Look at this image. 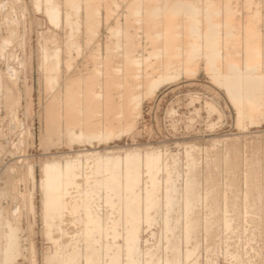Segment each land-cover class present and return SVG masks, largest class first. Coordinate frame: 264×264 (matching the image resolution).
I'll return each instance as SVG.
<instances>
[{"label": "rangeland", "instance_id": "1", "mask_svg": "<svg viewBox=\"0 0 264 264\" xmlns=\"http://www.w3.org/2000/svg\"><path fill=\"white\" fill-rule=\"evenodd\" d=\"M73 1L0 0V264H264V0L154 2L152 18H172L158 25L173 36L167 41L143 24L154 0ZM81 3L94 9L75 14ZM151 80L157 87L143 98ZM233 93L247 100V113ZM133 98L138 123L127 125L121 116Z\"/></svg>", "mask_w": 264, "mask_h": 264}, {"label": "bare ground", "instance_id": "2", "mask_svg": "<svg viewBox=\"0 0 264 264\" xmlns=\"http://www.w3.org/2000/svg\"><path fill=\"white\" fill-rule=\"evenodd\" d=\"M75 1H76V0H75ZM75 1H73V3H74ZM81 1H82V0H81ZM81 1H79V2H81ZM92 1H93V0H92ZM144 1H145V0H144ZM150 1H151V0H150ZM158 1H159V3H162V2H161L162 0H154L153 2L151 1V2H152L151 6H150V7L148 6V7L146 8L147 11H148V13H147L146 10H145L144 13H145V14L147 13L148 15H150V13H152V11L154 10V7H153V6H154V2H157V3H158ZM164 1H165V0H164ZM170 1H172V0H170ZM183 1H184V3H189V1H187V0H186L187 2H185V0H183ZM183 1H181V3H182ZM194 1L197 3L196 0H194ZM76 2H77V1H76ZM79 2H78V3H79ZM90 2H91V1L89 0V3H90ZM173 2H176V1H173ZM192 2H193V1H192ZM51 3H52V2H51ZM94 3H95V2L93 1L92 4L94 5ZM122 3H123V2H122ZM128 3H129V2H128ZM141 3H143V1H142ZM145 3H146V2H145ZM164 3H165V2H164ZM166 3H167V2H166ZM83 4H84V3H83ZM92 4H91V5H92ZM176 4H177V3H176ZM179 4H180V3H179ZM179 4H178L177 6H179ZM190 4H191V3H190ZM76 5H77V3L75 4V6H76ZM84 5H86V6L88 5L87 7H90V6H91V5L88 4V3H85ZM84 5H83V6H84ZM89 5H90V6H89ZM148 5H150V2H149ZM161 5H162V4H161ZM167 5H169V4L167 3ZM174 5H175V3H174ZM81 6H82V3H81V5H80V9H79L80 11L78 10V12H76L75 14H79V13H81V10L84 9L83 6H82V8H81ZM95 6H96V5H94V7H95ZM137 6H138V5H137ZM157 6H158V4H157ZM184 6H185V5H184ZM190 6H191V5H190ZM73 7H74V6H73ZM77 7H78V6H77ZM92 7H93V6H91V8H90L91 10L94 9V7H93V9H92ZM141 7H143V6H141ZM158 7H159V6H158ZM179 7H181V5H180ZM191 7H192V9H193V6H191ZM74 8H75V7H74ZM74 8H73V9H74ZM85 8H86V7H85ZM95 8H96V7H95ZM168 8H170V7H168ZM168 8H167V9H168ZM174 8H175V7H174ZM44 9H45V8H44ZM77 9H78V8H77ZM158 9H159V8H158ZM170 9H171V8H170ZM75 10H76V9H75ZM85 10H87V8H86ZM85 10H84V11H85ZM88 10H89V8H88ZM95 10H96V9H95ZM95 10H94V11H95ZM159 10H160V9H159ZM55 11H56V10H55ZM55 11L53 10L54 13H58L57 11H56V12H55ZM58 11H59V10H58ZM60 11H61V10H60ZM161 11H162V10H160L158 13H160ZM189 11H190V10H189ZM229 11H230V10H229ZM50 12H52V11H50ZM53 12H52V13H53ZM89 12H90V11H89ZM140 12H141V11H140ZM154 12H155V11H154ZM163 12H165V11H163ZM185 12H186V11H185ZM193 12H194V10H193ZM193 12H190V16L188 15V16H189V21H188V20L186 21V19L183 18V19L185 20V23H187V22H191V23H192V22H194V21L196 22V20H195V18H194V15H195L196 13H195L194 15H192L193 17L191 16V13H193ZM209 12H210V11H209ZM52 13H49V12H48V14H52ZM54 13H53V14H54ZM59 13L61 14V12H59ZM69 13H70V12H69ZM82 13H85V12H82ZM92 13L94 14L95 12H92ZM92 13H91V14H92ZM161 13H162V12H161ZM181 13H182V12H181ZM53 14H52V15H53ZM65 14H66V13H65ZM87 14H88V13H87ZM91 14H89V15L91 16ZM97 14H98V13H97ZM97 14H96V15H97ZM145 14H143V15H144V16H143V19H144L145 22L143 23V21H142L143 19H142V20H141V23H143V24L146 26V28L148 27L147 29H149V27H151V28L154 27V28L156 29L157 32L160 31V27H161V26H158V25H161V24L164 25L162 22H165L166 24H168V22L170 21V19H172V18L169 19V17H168L165 13L162 14V15H161V14H158V17H157V18H152V16H151L152 14L150 15L151 17L148 16V15L145 16ZM170 14H171V13H170ZM172 14H173V13H172ZM182 14H183V13H182ZM209 14L211 15V14H213V13L210 12ZM52 15H51V16H52ZM54 15H55V14H54ZM57 15H59V14H57ZM68 15H69V14H68ZM85 15H86V14H85ZM94 15H95V14H94ZM140 15H141V14H140ZM140 15H139V16H140ZM153 15H154V14H153ZM210 15H207V21L209 20V21H211V22H214L215 19H212V17H211ZM213 15H215V14H213ZM80 16L82 17V15H80ZM87 16H88V15H87ZM107 16H108V15H107ZM48 17H50V16H48ZM54 17H55V18H54ZM58 17H60V16H58ZM66 17H67V16H66ZM141 17H142V16H141ZM144 17H145V18H144ZM172 17L174 18V16H172ZM195 17H196V16H195ZM56 18H57L56 16H53V19H54V20L60 19V18H57V19H56ZM78 18H79V16L77 17V19H78ZM85 18H87V17H84L83 19L81 18V20H84ZM93 18H95V16H93ZM96 18H100V17H96ZM139 18H140V17H139ZM191 18H192V20L194 19V21H192ZM203 18H204V17H203ZM213 18H214V17H213ZM49 19H50V18H49ZM53 19H52V21H53ZM69 19H70V17H69ZM134 19H135V18H134ZM140 19H141V18H140ZM175 19H176V18H175ZM72 20H73V18H72L70 21L72 22ZM81 20H80V21L77 20L76 22H78V21L81 22ZM86 20H87V21H86ZM88 20H89V19H85L86 22H88ZM94 20H96V19H93V20L89 21V24H88V25H91L92 23L90 24V22H92V21H94ZM99 20H101V19H99ZM99 20H97L98 23H99ZM178 20H180V19H177V21H178ZM190 20H191V21H190ZM52 21L50 20V22H52ZM58 21H59V20H58ZM104 21H105V20H104ZM216 21H217V20H216ZM216 21H215V24H216ZM66 22H67V24H72V23H73V22L70 23L68 20H67ZM74 22H75V21H74ZM76 22H75V23H76ZM79 22H78L77 24H79ZM86 22H83V23H85V26H86ZM119 22H120V21H119ZM122 22H123V21H122ZM125 22H126V20H125ZM125 22H124V23H125ZM128 22H129V21H128ZM128 22H126V24H128ZM158 22H159V23H158ZM175 22H176V21H175ZM182 22H183V21H182ZM195 22L192 23L193 27L189 24V25H190V27H188L189 30H190V28H193V29H194V27L196 28ZM94 23L97 24L96 21H95ZM137 23H138V22H137ZM141 23H140V24H141ZM178 23H179V21H178ZM178 23L176 22V25H177ZM185 23H183V27H185V26H184ZM77 24H76V25H77ZM80 24H82V22H81ZM119 24H120V23H119ZM119 24H118V25H119ZM122 24H123V23H122ZM179 24H180V26H182V25H181V22H180ZM179 24H178L177 26H178V28L180 29ZM196 24H197V23H196ZM60 25H61V24H60ZM74 25H75V24H74ZM76 25H75V26H76ZM82 25L84 26V24H82ZM123 25H125V24H123ZM186 25H187V24H186ZM189 25H188V26H189ZM70 26H71V25H70ZM70 26H69V27H70ZM80 26H81V25H80ZM114 26H115V25H114ZM125 26H127V25H125ZM129 26H131V25H130V22H129ZM140 26H141V25H140ZM171 26H172V24H171ZM73 27H74V26H73ZM77 27H78V26H76V28H77ZM87 27H88V26H87ZM116 27H118V26H116ZM123 27H124V26H123ZM166 27H169V25L166 26ZM175 27H176V26H175ZM175 27H174V31H175ZM197 27H198V26H197ZM201 27H202V26H201ZM239 27H240V26H239ZM74 28H75V27H74ZM74 28H71V29H70V30L72 31L71 33H73V30H72V29H74ZM79 28H80V27H79ZM79 28H78V29H79ZM106 28H107V27H106ZM137 28L139 29V27H137ZM142 28H143V27H142ZM142 28H141V29H142ZM178 28L176 27V29H178ZM80 29H81V28H80ZM84 29H85V28H83V30H84ZM97 29H98V28H97ZM123 29H124V28H123ZM133 29H134V28H133ZM141 29H139V30H141ZM143 29H144V28H143ZM155 29H154V31H155ZM157 29H159V30H157ZM172 29H173V26H172ZM196 29H197V28H196ZM196 29H194V30H196ZM247 29H248V28H247ZM74 30L76 31V29H74ZM95 30H96V29H95ZM95 30H94V31H95ZM113 30H114V29H113ZM119 30H121V29H119ZM144 30H145V29H144ZM150 30H151V29H150ZM165 30H168V29H165ZM169 30H170V29H169ZM180 30H181V29H180ZM182 30H183V29H182ZM194 30L192 31V33L194 32ZM202 30H203V29H202ZM92 31H93V30H92ZM92 31H91V33L94 32V31H93V32H92ZM122 31H123V30H121V32H122ZM134 31L136 32V29H135ZM134 31H133V32H134ZM151 31H152V30H151ZM178 31H179V30H177L176 34L178 33ZM190 31H191V30H190ZM205 31H206V30H203V31H201V32H204L203 34L205 35ZM77 32H78V30H77ZM77 32H76L75 34H77ZM79 32H80V31H79ZM84 32H85V31H84ZM84 32H83V33H84ZM114 32H115V30H114ZM117 32H118V29H117ZM133 32H132V34H133ZM148 32H149L148 30H147V33H146V31H145V33H146L145 36L149 34ZM179 32H180V31H179ZM181 32H182V31H181ZM195 32H197V31H195ZM95 33L97 34L98 32H95ZM95 33H93V35H94ZM122 33H123V32H122ZM130 33H131V32H130ZM136 33H138V31H137ZM141 33H143V30H142V32H140V35H141ZM153 33H154V32H153ZM160 33H161V31H160ZM182 33H183V32H182ZM88 34H90V33L88 32ZM88 34L86 35V33H85L84 35L88 36ZM118 34H119V33H118ZM154 34H155V33H154ZM154 34H153V35H154ZM158 34H159V33H158ZM161 34H162V33H161ZM171 34L174 35L173 33H171ZM178 34H179V33H178ZM184 34H185V35H184L185 39L183 38V40H186V41L189 43V42H190L189 39L187 40V38H186V37H187V34H186V33H184ZM209 34H210V32H209ZM71 35H72V34H71ZM81 35H82V34H81ZM90 35H91V34H90ZM90 35H89V36H90ZM93 35H91L90 39H88V37H85V38L88 39V40H87L88 42L92 40L91 38H92ZM115 35H116V34H115ZM128 35H129V34H128ZM150 35H151V34H150ZM150 35H149V36H150ZM162 35H163L162 38H163L164 40L166 39L165 41H167V39L170 38V37H172V39H173V36H171V35H169V34H165V33H163ZM181 35H182V34H181ZM181 35H178V36H179L178 40L180 39V36H181ZM200 35H202V34L200 33ZM78 36H80V35L78 34ZM78 36H77V40H79V39H78ZM94 36H95V38H97L96 35H94ZM124 36H125V35H124ZM133 36H138V34H136V35L134 34ZM143 36H144V35H143ZM154 36H155V38H156V35H154ZM159 36H160V35H159ZM191 36H192V35H191ZM250 36H251V35H250ZM71 37H72V36H71ZM74 37H76V36L74 35ZM74 37H73V38H74ZM83 37H84V36H83ZM117 37H118V35H117ZM140 37H141V36H140ZM157 37H158V36H157ZM160 37H161V36H160ZM160 37H159V38H160ZM181 37H183V36H181ZM200 37H202V36H200ZM244 37H245V36H244ZM54 38H56V37H54ZM85 38H84V39H85ZM93 38H94V37H93ZM162 38H160V41H161ZM3 39H4V38H3ZM46 39H47V38H46ZM51 39H53L52 36H51ZM66 39H67V38H66ZM68 39H69V34H68ZM80 39H81V38H80ZM84 39H82V41H83ZM129 39H130V38L127 39L128 42H129ZM132 39H133V37H132ZM136 39H137V38H136ZM156 39H157V38H156ZM242 39H243V38H242ZM47 40H48V39H47ZM47 40H46V41H47ZM55 40H56V39L52 40V42L55 41ZM71 40H72V39H71ZM133 40H135V38H134ZM150 40H151V39H150ZM150 40H149V43H150ZM153 40H154V38H153ZM175 40H176V39H175ZM190 40L192 41V39H190ZM245 40H246V39H244L243 41H245ZM50 41H51V40H50ZM73 41H74V40H72V42H73ZM75 41H76V40H75ZM75 41H74V43H75ZM87 41H86V42H87ZM131 41H132V40H131ZM138 41H139V40H138ZM144 41H145V40H144ZM146 41H147V39H146ZM158 41H159V39H158ZM179 41L181 42L182 40L180 39ZM243 41H242V42H243ZM47 42H48V41H47ZM77 42H79V41H77ZM84 42H85V41H84ZM86 42H85V44H86ZM88 42H87V43H88ZM132 42H134V41H132ZM132 42H131V43H132ZM140 42H141V40H140L139 42H137V43H140ZM142 42H143V41H142ZM151 42H152V41H151ZM154 42H155V41H153V44L155 45L156 43H154ZM161 42H162V41H161ZM161 42H160V43H161ZM168 42H169V41H168ZM176 42H177V41H176ZM183 42H184V41H183ZM194 42H195V41H194ZM196 42H197V41H196ZM206 42H207V41H206ZM206 42H205V43H206ZM95 43H96V42H95ZM97 43H98V41H97ZM144 43H145V42H143V47H144ZM149 43H148V44H149ZM160 43L158 42V44H160ZM162 43H165V42H162ZM172 43H173V42H172ZM184 43H186V42H184ZM188 43H186V44H188ZM197 43H198V42H197ZM199 43H200V42H199ZM199 43H198V44H199ZM201 43L205 45L204 42H201ZM244 43H246V41H245ZM78 44H79V43H78ZM78 44H77V45H78ZM80 44H81V41H80ZM85 44H84V45H85ZM92 44H93V42H92ZM108 44H109V43H108ZM140 44H141V43H140ZM153 44H152V45H153ZM165 44H166V43H165ZM173 44H174V43H173ZM177 44H178V42H177ZM177 44H174L173 46L175 47V45H177ZM181 44H183V43L181 42ZM190 44H191V43H190ZM190 44H188V45H190ZM193 44H195V43H193ZM209 44H211V42H208V45H207V43H206L205 46H207V47H209V46L212 47V46L209 45ZM215 44H216V43H215ZM61 45H62V44H61ZM74 45H75V44H74ZM77 45H76L75 47H74V46H72V47L76 48ZM84 45H83V46H84ZM89 45H90V47L92 46L91 44H89ZM89 45H88V46H89ZM126 45H127V44L124 45L125 48H126L127 46H129V45H127V46H126ZM135 45H136V44H135ZM138 45H139V44H138ZM168 45H169V44H168ZM183 45H185V44H183ZM188 45H187V46H188ZM212 45H213V44H212ZM83 46H82V45H81V47L78 46V49H79V47L82 48ZM88 46H87V47H88ZM100 46H101V44H100ZM107 46H108V45H107ZM107 46H106V47H107ZM116 46H117V45H116ZM130 46H131V45H130ZM139 46H140V45H139ZM158 46H159V45H158ZM161 46H162V44H161ZM161 46H160V47H161ZM163 46H164V45H163ZM177 46H178V45H177ZM180 46H181V45H180ZM185 46H186V45H185ZM193 46H194V45H193ZM193 46H191V47H193ZM40 47H41V46H40ZM40 47H39V48H40ZM42 47H43V46H42ZM45 47H46V46H45ZM45 47H44V49H45ZM57 47H59V46H57ZM72 47H71V48H72ZM93 47H94V46H93ZM106 47H105V48H106ZM160 47H158V48H160ZM166 47L171 48L172 46L170 45V46H166ZM189 47H190V46H189ZM189 47H186V48L191 49V50L194 48V47H193V48H189ZM198 47L200 48L201 46H198ZM245 47H247V45H245ZM68 48H69V47H68ZM84 48L87 49V48L84 46L82 50H84ZM88 48H89V47H88ZM91 48H92V47H91ZM96 48H97V51H99V50H101L102 47H100L99 50H98V48H99L98 46H97ZM105 48H104V49H105ZM107 48H108V47H107ZM127 48H128V47H127ZM127 48H126V49H127ZM131 48H132V47H131ZM133 48H134V47H133ZM133 48H132V50H133V53H134V51L136 52V49H137L138 47H137V45H136V48H135V49H133ZM151 48H152V47H151ZM178 48H179L178 51L181 50L180 47H178ZM181 48H182V47H181ZM186 48H185V50H186ZM199 48H198V49H199ZM46 49H47V48H46ZM57 49H59V51H60V47L57 48ZM64 49H65V48H64ZM66 49H67V48H66ZM72 49H73V48H72ZM92 49H93V48H92ZM92 49H91V50H92ZM126 49H124V50H126ZM144 49H145V47H144ZM154 49H155V48H154ZM156 49H157V48H156ZM156 49H155V50H156ZM164 49H165V48H164ZM174 49H175V48H174ZM176 49H177V47H176ZM73 50H74V49H73ZM79 50H80V49H79ZM87 50H88V49H87ZM89 50H90V49H89ZM105 50H106V49H105ZM111 50H112V49H111ZM111 50H109V51H111ZM140 50H142V49L140 48ZM171 50H172V49H171ZM185 50H184V52H185ZM47 51H49V50H47ZM47 51H46V52H47ZM54 51H55V50H54ZM56 51L59 52L58 50H56ZM130 51H131V49H130ZM160 51H163V49L161 50V48H160ZM160 51H159V49H158V52H157V53H159ZM172 51H173V50H172ZM176 51H177V50H176ZM49 52H50V51H49ZM69 52H70V51H68L67 53H69ZM71 52L73 53V51H71ZM77 52H79V51H77ZM77 52L75 53L76 55H77ZM82 52H83V51H82ZM82 52H79V53H78L79 55H77V56H82V55H83ZM84 52H85V50H84ZM89 52H90V51H89ZM89 52H88V53H89ZM92 52H93V51H92ZM119 52H120V51H118V53H119ZM128 52H129V51H128ZM131 52H132V51H131ZM141 52H142V51H141ZM143 52H144V51H143ZM146 52H147V51H146ZM182 52H183V51L181 50V53H182ZM50 53H51V52H50ZM53 53H55V52H53ZM60 53H61V51H60ZM80 53H81V54H80ZM86 53H87V52H86ZM97 53L99 54V52H97ZM104 53H105V52H104ZM109 53H111V52H109ZM118 53H116V55H118ZM136 53H137V52H136ZM155 53H156V51H155ZM246 53H247V51H246ZM39 54H40V53H39ZM48 54H49V53H47V54L44 53L45 56L47 55V56H46V60H47V57L49 56ZM58 54H59V53H58ZM58 54H56V55H58ZM91 54H92V53H91ZM91 54H88V56H89V57H92V56H90ZM94 54H95V52H94ZM106 54H108V53H106ZM128 54H131V53H128ZM139 54H140V51H139ZM139 54H138V55H139ZM141 54H142V53H141ZM173 54H174V53H173ZM192 54H193V53H192ZM203 54H204V53H203ZM44 55H43V57H44ZM52 55H53V54H52ZM68 55H69V54H68ZM72 55H73V54H72ZM85 55H86V54H85ZM219 55H220V54H219ZM228 55H229V54H228ZM246 55H247V54H246ZM40 56H41V55H40ZM53 56L55 57V55H53ZM59 56H60V55H59ZM77 56H76V57H77ZM86 56H87V55H86ZM96 56H97V54H96ZM113 56L116 57L115 55H113ZM194 56H195V55H194ZM54 57H53V58H54ZM74 57H75V56H74ZM74 57L71 56V60H72ZM94 57H95V55H93L92 58L94 59ZM217 57H218V56H217ZM243 57H244V56H243ZM247 57H249V55H247ZM51 58H52V56H51ZM66 58H67V57H66ZM87 58H88V57H87ZM95 58H96V57H95ZM105 58H107V56H106ZM109 58H111V57H109ZM143 58H144V57H143ZM146 58H147V57H146ZM207 58H208V56H207ZM215 58H216V56H215L214 58H212V59L215 60ZM74 59H75V58H74ZM74 59H73V60H74ZM97 59H98V57H97ZM99 59H100V57H99ZM212 59H211V60H212ZM244 59H245V57H244ZM6 60H7V59H6ZM49 60H50V59H49ZM73 60H72V61H73ZM246 60H247V59H246ZM47 61H48V60H47ZM59 61H60V60H59ZM69 61H70V59L68 58V63H71V62H72V61H71V62H69ZM204 61H205V60H204ZM86 62H88V61H86ZM57 63H58V62H57ZM103 63H104V62H103ZM113 63H114V62H112L111 64H110V63H108V64H110V66H111ZM174 63H175V62H174ZM177 63H178V62H177ZM208 63H209V62H208ZM86 64H88V63H86ZM250 64H251V63H250ZM157 65H158V64H157ZM81 66H82V65H81ZM112 66H113V65H112ZM245 66H246V64H245ZM77 67H78V66H77ZM169 67H170V66H169ZM79 68H80V67H78V69H79ZM244 71H245V70H244ZM228 74H229V72H228ZM230 74H231V73H230ZM244 74H245V73H244ZM246 74H247V73H246ZM251 74H252V73H251ZM257 74H258V73H257ZM131 75H132V74H131ZM162 75H163V74H162ZM259 75H260V74H259ZM53 76H56V75H53ZM121 77H122V76H121ZM227 77H230V76L228 75V76H226V78H227ZM244 77H245V76H244ZM55 78H57V77H54V79H55ZM58 78H59V77H58ZM224 78H225V77H223V81H224ZM226 78H225V79H226ZM251 78H253V77H251ZM243 79H244V78H243ZM246 79H247V78H246ZM133 81H134V80H133ZM151 81H153V80H151ZM151 81H149V82H151ZM160 81H161V80H160ZM244 81H245V80H244ZM260 81H262V80H259V82H260ZM54 82H56V79L54 80ZM158 83H159V82H158ZM53 84H55V83H53ZM155 84H156V83H154V81H153V82H151V83H147V84L145 85V89H144L143 92H142L143 95H144V96L142 95L143 98L146 97V96H148V95H149V94L155 89V86L157 87V84H156V85H155ZM231 84H232V83H231ZM58 85H60V82L58 83ZM58 85H57V86H58ZM227 85H228V84H227ZM242 85H243V84H242ZM60 86H61V85H60ZM60 86H59V88H58L59 91H61V90H60ZM228 86H229V85H228ZM55 87H56V86H55ZM61 87H62V86H61ZM121 87H122V85H121ZM244 87H245V86H244ZM56 88H57V87H56ZM63 88H65V85H64ZM72 88H73V87H72ZM228 88H229V87H227V89H228ZM229 89H231V88H229ZM251 89H252V88H251ZM53 90H54V88H53ZM55 90H56V89H55ZM66 90H67V89H66ZM69 90H70V89H68V91H69ZM138 90H139V89H138ZM232 90H233V92H235L234 89H232ZM3 91H4V90H3ZM80 91H81V90H79V92H80ZM227 91H229V90H227ZM242 91H243V90H242ZM244 91L246 92L247 89H246V90L244 89ZM16 92H17V91H16ZM79 92H78V93H79ZM245 92L243 93V95L245 94ZM252 92H253V91H252ZM57 93H58V92H57ZM57 93H56V94H57ZM71 93H72V92H70V94H71ZM73 93H75V92H73ZM87 93H88V92H87ZM66 94H67V93H65V95H66ZM70 94H69V95H70ZM125 94H126V93H125ZM234 94H235V93H233V95H234ZM236 94H238V93H236ZM236 94H235L234 96H235V97H238V99H239L238 101L241 103L242 107L244 108L245 113H247L246 108H245L246 106L244 105V103H245L244 101H247V100H244L245 98L243 99L242 96L240 97V95L237 96ZM240 94H242V92H241ZM246 94H247V93H246ZM248 94H249V92H248ZM255 94H256V93H255ZM63 95H64V93H63ZM65 95H64V97H65ZM79 95H80V93H79ZM79 95H78V96H79ZM72 96H73V94H72ZM75 96H76V95H75ZM75 96H74V98H75ZM81 96H82V95H81ZM135 96H136V95H135ZM230 96H231V95H230ZM234 96H233V98H234V99H237V98H235ZM3 97H4V96H3ZM59 97H60V96H59ZM69 97H71V96H69ZM139 97H140V96H139ZM56 98H58V97L56 96ZM61 98H62V97H61ZM66 98H67V97H66ZM118 98H119V97H118ZM233 98H232V99H233ZM247 98H248V97H247ZM256 98H257V97H256ZM71 99H72V98H71ZM75 99H76V98H75ZM136 99H137V98H136ZM53 100H55V99H53ZM53 100H52V101L49 100L48 102H50V101L53 102ZM64 100H65V99H64ZM64 100H63V101H64ZM72 100L74 101V99H72ZM76 100H78V99H76ZM76 100H75V101H76ZM137 100H138V102L140 101L139 98H138ZM58 101H59V100H58ZM61 101H62V100H61ZM67 101H68V100H67ZM73 101L71 102V104H74V103H75V105H77L78 108H79V107H80L79 102L76 104V102L74 101V103H73ZM84 101H85V100H84ZM130 101H131V100H130ZM130 101H127L128 103H127L126 107L124 106L126 109H125V111L122 112V113H124V114H123L121 117H122V120H124V121H123L124 124L131 125L132 123H130V122H134V125H137L138 120L135 119V115H136V114L138 115L139 107L137 108V107H136L137 105H136L135 103H133V102H135V101H134V98H133V101H131L132 103H131ZM140 102H141V101H140ZM60 103H61V105H62V102H60ZM67 103H68L67 105H69V101H68ZM53 104H54V103H53ZM64 104H66V103H64ZM71 104H70V105H71ZM78 104H79V105H78ZM95 104H96V103H95ZM138 104H139V103H138ZM50 105H52V104L50 103ZM57 105H58V103H57ZM70 105H69V107H70ZM75 105H74V106H75ZM239 105H240V104H239ZM247 105H248V104H247ZM52 106H53V105H52ZM63 106H64V105H63ZM72 106H73V105H72ZM77 106H76V107H77ZM112 106H113V104H112ZM46 107H47V106H46ZM53 107H56V109H57L58 106H53ZM53 107H52V108H53ZM59 107H60V104H59ZM59 107H58V108H59ZM65 107H66L67 109H69V107H67V106H65ZM76 107H75V108H76ZM81 107H82V105H81ZM239 107H240V106H239ZM5 108H6V107H5ZM48 108H49V105H48ZM82 109H83V108H82ZM82 109L79 108V110H82ZM137 109H138V110H137ZM140 109H141V107H140ZM60 110H62V109H60ZM64 110H66V109H64ZM73 110H74V109H73ZM79 110H78V111H79ZM123 110H124V109H123ZM241 110H242V109H241ZM244 110H243V111H244ZM58 111H59V110H58ZM69 111H71V110H69ZM69 111H65V112H69ZM73 112H74V111H73ZM239 112H240V111H239ZM71 113H72V112H71ZM82 113H83V112H82ZM85 113H86V112H85ZM94 113H95V112H94ZM100 113H101V112H100ZM141 113H142V112H141ZM75 114H77V112L74 113V115H75ZM83 114H84V113H83ZM86 114H87V113H86ZM86 114H85V115H86ZM111 114H112V113H111ZM242 114H243V113H242ZM242 114H241V115H242ZM78 115H79V114H77V117H78ZM80 115H81V114H80ZM140 115H141V114H140ZM245 115H246V114H245ZM81 116H82V115H81ZM111 116L113 117V119H115L113 115H111ZM138 116H139V115H138ZM112 117H111V118H112ZM121 117H120V118H121ZM111 118H110V120H112ZM137 118H138V117H137ZM85 119H86V118H85ZM85 121H86V120H85ZM88 121H89V120H88ZM116 121H117V120H116ZM111 122H113V121H111ZM84 123H85V122H84ZM89 123H90V121H89ZM119 123H120V124H119V126H120V125H121V120H120ZM129 123H130V124H129ZM107 124H108V123H107ZM122 124H123V123H122ZM83 125H84V124H82V126H83ZM90 125H91V124H90ZM93 125H94V124H93ZM96 125H97V124H96ZM98 126H99V125H98ZM80 127H81V126H80ZM121 127H122V126H121ZM84 128H85V127H84ZM124 129H125V128H124ZM87 130H88V129H87ZM98 131H99V130H98ZM84 132H85V133H83V135H84L83 137H84L85 139H87V138L89 139L90 135L92 136V134L87 133L86 130H85ZM103 134H104V133H103ZM41 136H43V135H41ZM90 138H92V137H90ZM93 138H94V137H93ZM92 141H94V140H92ZM43 144H44V143H43ZM185 145H186V144H185ZM185 147H186V146H185ZM190 147H191V145H190ZM135 148H136V147H135ZM149 148H150V149H154V147L151 146V147H147L146 150L149 149ZM188 148H189V147H188ZM193 148H194V147H193ZM133 149H134V148H133ZM184 149H185V148H184ZM128 150H129V149H127L126 151H128ZM130 150H131V149H130ZM136 150H137V149H136ZM136 150H135V151H136ZM113 151H114V150H113ZM121 151H123V150H121ZM138 151H139V149H138ZM191 151H192V150H191ZM133 152H134V150H133ZM115 153H116V152H115ZM115 153H113V154H115ZM124 153H125V150H124ZM126 154H128V152H126ZM132 154H133V153H132ZM134 154H135V152H134ZM134 154H133V155H134ZM138 154H139V153H138ZM160 154H161V153H160ZM160 154H159V155H160ZM116 155H118V154H116ZM119 155H120V154H119ZM139 155H140V154H139ZM170 155H171V154H170ZM85 156H86V155H85ZM124 156H125V154H124ZM131 156H132V155H131ZM144 156L146 157L145 160H148V161H146V162H147V163L149 162V164L153 166L156 160L153 159L152 154H144ZM154 156H155V155H154ZM80 157H81V156H80ZM117 157H118V156H117ZM119 157H120V156H119ZM128 157H129V156H128ZM156 157H157V156H156ZM156 157H155V158H156ZM123 158H126V156L123 157ZM130 158H131V157H130ZM132 158H133V157H132ZM59 159H60V158H59ZM66 159H68V158H66ZM74 159H75V158H74ZM158 159H159V158H158ZM70 160H71V159H70ZM78 160H79V159L77 158V163H79V162L81 161V160H80V161L78 162ZM120 160H121V159H120ZM54 161H55V160H54ZM59 161H60V160H59ZM159 161H160V159H159ZM51 162H53V160H52ZM55 162H56V161H55ZM55 162H54V164H55ZM57 162H58V160H57ZM64 162H65V161H64ZM67 162H68V164H69L70 161H69V160H66V163H64V164L66 165ZM71 162L73 163V161H71ZM71 162H70V163H71ZM146 162H145V164H146ZM62 163H63V162H62ZM75 163H76V161L74 162V164H75ZM54 164H53V167H55ZM59 164H60V163H59ZM59 164L56 163L55 165L59 166ZM68 164H67V165H68ZM156 164H157V162H156ZM62 166H63V165H61V166H59V167H62ZM69 166H71V165H69ZM155 166H156V165H155ZM49 167H50V166H49ZM51 167H52V166H51ZM59 167H57V168H59ZM153 167H154V166H153ZM46 169H47V168H46ZM53 169H54V168H53ZM47 170L49 171V170H51V169L48 168ZM150 170H152V169H150ZM150 170H149V171H150ZM53 171H54V170H53ZM149 171H148V172H149ZM116 175H118V174L115 173L114 176H116ZM171 176H172V175H171ZM116 178H117V177H116ZM150 178H151V177H150ZM173 178H174V177H173ZM237 178H238V177H237ZM155 179H156V178H155ZM190 179H191V178H190ZM234 179H235V178H234ZM118 180H119V179H118ZM174 180H175V178H174ZM113 181H114V180H113ZM234 181H235V180H234ZM132 182H133V181H132ZM164 182H165V181H164ZM177 182H178V181H177ZM197 183H198V182H197ZM197 183H196V184H197ZM113 184H114V183H113ZM129 184H130V183H129ZM132 184H133V183H132ZM158 184H159V183H158ZM188 184H189V183H188ZM193 184H195V183H193ZM114 185H115V184H114ZM116 185H117V184H116ZM168 185H169V184H168ZM112 186H113V185H112ZM131 186H132V185H131ZM191 186H192V185H191ZM114 187H115V186H114ZM114 187H113V188H114ZM189 187H190V185H189ZM187 188H188V187H187ZM193 188H194V187H193ZM116 189H117V188H116ZM121 189H122V188H121ZM175 189H176V188H175ZM178 189H179V188H178ZM168 190H169V189H168ZM168 190H167V191H168ZM184 190H185V189H184ZM118 191H119V190H118ZM169 191H170V190H169ZM171 191H172V190H171ZM214 191H215V190H214ZM176 192H177V191H176ZM178 192H179V190H178ZM184 192H185V191H184ZM187 193H189V192L187 191ZM191 193H193V192H191ZM189 194H190V193H189ZM173 195H174V194H173ZM176 195H177V193H176ZM170 196H172V195H170ZM180 196H181V195H180ZM166 197H167V198H166ZM166 197H164V198L167 199V200H166V204H165V209L168 208V207H166V205L168 206V205L171 203V200H172V197H171V198H170L169 196H166ZM183 197H184V196H183ZM191 197H193V196H191ZM177 198H178V197H177ZM93 201H94V200H93ZM174 202H175V201H174ZM58 205H59V204H58ZM58 205H57V206H58ZM54 206H55V205H54ZM54 206H53V207H54ZM57 206H56V207H57ZM59 207H60V206H59ZM54 209H55V208H54ZM54 209H53V210H54ZM57 209H58V207H57L55 210H57ZM136 209H137V208H136ZM53 210H52V211H53ZM61 210H62V209H61ZM90 210H91V209H90ZM137 210H140V209H137ZM188 210H189V209H188ZM59 213H60V211H59ZM234 214H235V213H234ZM57 215H58V214H57ZM62 215H63V214H62ZM239 215H240V214H239ZM59 216H60V215H59ZM191 217H192V216H191ZM237 217H238V216H237ZM89 218H90V217H89ZM2 219H3V218H2ZM10 219H11V218H10ZM94 219H95V218H94ZM132 219H133V218H132ZM123 220H124V219H123ZM135 220H136V218H135ZM88 221H89V220H88ZM99 221H100V220H99ZM223 221H224V220H223ZM94 222H95V221H94ZM230 222H231V221H230ZM134 223H135V222H134ZM11 225H12V224H11ZM95 225H96V224H95ZM97 225H98V223H97ZM83 226H84V225H83ZM96 227H97V226H96ZM98 227H99V225H98ZM224 227H225V226H224ZM226 227H227V226H226ZM126 228H127V227H126ZM234 228H235V227H234ZM127 229H128V228H127ZM124 230H125V229H124ZM241 230H242V229H241ZM94 231H95V229H94ZM132 231H134L133 226H132ZM185 231H186V230H185ZM238 231H239V230H238ZM238 231H237V232H238ZM213 232H214V231H213ZM79 233H80V232H79ZM137 233H138V232H137ZM197 233H198V232H197ZM126 234H127V233H126ZM133 234H134V233H133ZM179 234H180V233H179ZM213 234H214V233H213ZM238 234H240V233H238ZM124 235H125V234H124ZM131 235H132V233H131ZM158 235H159V234H158ZM174 235H177V234L174 233ZM218 235H219V234H218ZM232 235H233V233H232ZM235 235H236V234H235ZM253 235H254V234H253ZM90 237H91V236H90ZM130 237H131V239H130L131 241H130V243H129V244H130V245H129V249H132V248H133V244H134V240H133V239H134V235H132V236H130ZM170 237H171V236H170ZM227 237H228V236H227ZM237 237H238V236H237ZM96 238H98V237H96ZM104 238H105V237H104ZM112 238H113V237H112ZM135 238H136V236H135ZM179 238H180V237H179ZM217 238H218V237H217ZM88 239H89V238H88ZM136 239H137V238H136ZM139 239H140V238H139ZM169 239H170V238H169ZM177 239H178V238H177ZM206 239H208V238H206ZM81 240H82V239H81ZM84 240H85V239H84ZM84 240H82V241H84ZM100 240H101V239H100ZM103 240H104V239H103ZM110 240H111V239H110ZM123 240H124V239H123ZM160 240H161V238H160ZM165 240H166V239H165ZM194 240H195V239H194ZM215 240H216V239H215ZM228 240H229V239H228ZM231 240H232V239H231ZM238 240H240V239H238ZM243 240H244V239H243ZM63 241H64V240H63ZM65 241H66V240H65ZM96 241H97V240H96ZM98 241H99V240H98ZM174 241H175V240H174ZM225 241H227V240H225ZM54 242H55V239H54ZM56 242H57V241H56ZM66 242H67V241H66ZM66 242H65V243H66ZM92 242H93V241H92ZM109 242H110V241H109ZM138 242H139V240H138ZM185 242H186V241H185ZM190 242H191V244H192V241H190ZM233 242H234V241H233ZM65 243H64V244H65ZM177 243H178V242H177ZM206 243H207V242H206ZM62 244H63V243H62ZM100 244H101V243H100ZM100 244H98V246H99ZM108 244H109V243H108ZM112 244H113V243H112ZM116 244H117V243H116ZM118 244H119V243H118ZM138 244H139V243H138ZM155 244H156V243H155ZM196 244H197V243H196ZM237 244H238V243H237ZM80 245H82V244H80ZM103 245H104V244H103ZM159 245H160V244H159ZM167 245H168V244H167ZM63 246H64V245H63ZM87 246H88V245H87ZM96 246H97V245H96ZM180 246H181V245H180ZM184 246H185V245H184ZM61 247H62V246H61ZM65 247H67V245H65ZM94 247H95V245H94ZM94 247H93V248H94ZM104 247H105V246H104ZM109 247H110V246H109ZM116 247H117V246H116ZM125 247H126V246H125ZM137 247H138V246H137ZM154 247H155V246H154ZM157 247H158V246H157ZM9 248H10V247H9ZM78 248H80V246H79ZM83 248H84V245H83ZM83 248H82V249H83ZM100 248H102V247H100ZM100 248H99V249H100ZM138 248H139V247H138ZM155 248H156V247H155ZM0 249H1V247H0ZM73 249H74V248H73ZM75 249H76V248H75ZM86 249H87V248H86ZM107 249H108V248H107ZM146 249H147V248H146ZM148 249H149V248H148ZM153 249H154V248H152V250H153ZM164 249H166V248H164ZM65 250H66V249H65ZM84 250H85V248L83 249V252H84ZM97 250H98V249H97ZM109 250H110V249H108L107 251H109ZM150 250H151V249H150ZM158 250H159V249H158ZM175 250H176V249H175ZM11 251H12V250H11ZM56 251H57V250H56ZM67 251L69 252L68 248H67ZM73 251H74V250H73ZM75 251H77V249H76ZM79 251H81V250L79 249ZM111 251H112V250H111ZM137 251H138V250H137ZM5 252H8V251H5ZM5 252H4V253H5ZM9 252H10V251H9ZM13 252H14V251H12V253H13ZM61 252L63 253L64 250L61 251ZM83 252H82V253H83ZM97 252H98V251H97ZM10 253H11V252H10ZM10 253H8V254L10 255ZM56 253H57V252H56ZM71 253H72V251H71ZM76 253H77V252H76ZM78 253H79V252H78ZM84 253H86V252H84ZM89 253H90V252H89ZM89 253H88V255H89ZM135 253H136V252H135ZM161 253H162V252H161ZM5 254H6V253H5ZM5 254H4V255H5ZM8 254H7V256H8ZM14 254H15V252H14ZM65 254L68 255L67 253H65ZM65 254H64V255H65ZM93 254H94V253H93ZM97 254H98V253H97ZM110 254H111V253H110ZM169 254H170V253H169ZM177 254H178V253H177ZM185 254H186V253H185ZM2 255H3V253H2ZM64 255H63V256H64ZM70 255H71V254H70ZM75 255H77V254H75ZM75 255H74V257H75ZM81 255H82V254H81ZM88 255H87V256H88ZM91 255H92V253H91ZM102 255H103V254H102ZM107 255H108V254H107ZM7 256L5 255V257H7ZM11 256L14 257L13 255H11ZM48 256H49V255L46 256V259H47ZM54 256H55V255H54ZM57 256H58V255H57ZM68 256H69V255H68ZM72 256H73V254H72ZM79 256H80V255H79ZM79 256H78V257H79ZM89 256H90V255H89ZM89 256H88V257H89ZM112 256H113V255H112ZM112 256H111V257H112ZM115 256H116V255H115ZM127 256H128V255H127ZM138 256H139V255H138ZM145 256H146V255H145ZM174 256H175V255H174ZM177 256H178V255H177ZM1 257H3V256H1ZM5 257H4V258H5ZM49 257H50V256H49ZM49 257H48V258H49ZM61 257H62V256H60V258H61ZM94 257H95V256H94ZM96 257H97V256H96ZM109 257H110V256H109ZM146 257H147V256H146ZM4 258H3V259H4ZM43 258H44V257H43ZM54 258H55V257H54ZM60 258H59V259H60ZM64 258H66V257H64ZM71 258H73V257H71ZM71 258H70V259H71ZM76 258H77V256H76ZM76 258H75L74 260H76ZM82 258H84V257L82 256ZM118 258H119V257H118ZM131 258H132V257H131ZM133 258H134V257H133ZM11 259H12V258H11ZM46 259H45V260H46ZM55 259H56V258H55ZM57 259H58V257H57ZM62 259H63V258H62ZM87 259H88V258H87ZM87 259H86V260H87ZM89 259H92L91 256H90ZM94 259H96V258H94ZM103 259H104V258H102V260H103ZM124 259H125V258H124ZM148 259H149V258L147 257V260H148ZM8 260H10V258H9ZM45 260H44V262H46ZM77 260H78V259H77ZM107 260H108V259H107ZM109 260H110V259H109ZM125 260H126V259H125ZM130 260H131V259H130ZM2 261L5 262L6 260H2ZM72 261H73V260H72ZM83 261H84V260H83ZM90 261H91V260H89V262H90ZM99 261H100V260H99ZM105 261H106V259H105ZM105 261H104V263H106ZM112 261H113V260H112ZM138 261H139V260H138ZM143 261H144V260H143ZM76 262H77V261H76ZM92 262H94V261H92ZM96 262H97V261H96ZM108 262H109V261H108ZM118 262H119V261H118ZM159 262H160V261H159ZM51 263H52V261H51ZM55 263H56V260H55V262H54L53 264H55ZM62 263H63V262H62ZM62 263H61V264H62ZM66 263H67V262H66ZM72 263H73V262H72ZM72 263H71V264H72ZM94 263H95V262H94ZM99 263H100V262H99ZM101 263H102V262H101ZM138 263H139V262H138ZM140 263H141V259H140ZM43 264H45V263H43ZM47 264H48V263H47ZM58 264H59V263H58ZM77 264H78V263H77ZM120 264H121V263H120Z\"/></svg>", "mask_w": 264, "mask_h": 264}]
</instances>
